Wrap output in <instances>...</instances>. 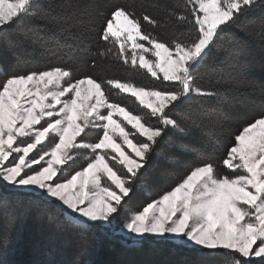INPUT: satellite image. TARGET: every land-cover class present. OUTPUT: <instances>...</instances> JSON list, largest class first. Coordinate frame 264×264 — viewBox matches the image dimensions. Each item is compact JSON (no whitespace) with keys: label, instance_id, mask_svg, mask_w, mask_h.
Returning a JSON list of instances; mask_svg holds the SVG:
<instances>
[{"label":"snow or ice","instance_id":"1","mask_svg":"<svg viewBox=\"0 0 264 264\" xmlns=\"http://www.w3.org/2000/svg\"><path fill=\"white\" fill-rule=\"evenodd\" d=\"M28 21L84 50L97 45L90 67H123L150 83L86 72V58L64 59L70 45L25 30ZM233 26L264 41V0H0V42L20 29L51 61L0 65V213L35 209L58 229L100 230L130 248L168 242L195 255L188 264H264V87L226 70L240 55L229 50ZM214 50L229 54L209 63ZM246 89L262 97L247 118L201 103H230ZM192 104L195 116L177 111ZM197 118L209 139L227 136L226 145L215 139L221 158L185 142L186 121ZM165 177L175 183L151 198ZM138 193L149 199L133 207ZM55 251L42 264H62ZM5 255L0 264H10Z\"/></svg>","mask_w":264,"mask_h":264},{"label":"trees","instance_id":"2","mask_svg":"<svg viewBox=\"0 0 264 264\" xmlns=\"http://www.w3.org/2000/svg\"><path fill=\"white\" fill-rule=\"evenodd\" d=\"M117 3H125L127 0H114ZM259 16V13H256ZM243 20V18H242ZM146 31H152L150 25H145ZM32 29L35 35L45 39L54 38L59 44L70 45L63 50L64 59L71 56L76 60L87 59L88 68L86 72L95 73L97 76H117L122 79H134L138 84H149L150 81L142 75L133 73L126 68H119L111 73H104L98 69L90 67L93 57L91 53L98 51V46L93 44L88 50H84L82 45H78L74 39L51 25L38 21H28L25 30ZM157 34L160 29L155 30ZM230 35L235 36V40L229 45V50L235 48L240 55L233 56L225 65L227 71L237 74L241 79L253 82L258 88L264 87V41L253 38L239 31L236 27L226 30ZM102 46V45H101ZM225 51H213L209 58V63L224 60L228 56ZM22 58L23 63L18 60ZM51 61L42 50L33 44L32 34L25 36L20 29L9 33L7 42H0V65L8 69L23 70L28 67L41 66ZM204 83V82H202ZM205 87L215 88L217 85L204 83ZM230 103L221 100L208 98L201 101L203 106L222 107L226 113L239 115L245 118L258 114L261 111V95L259 91L252 93L250 90H243L237 94L230 93ZM198 105L192 104L184 106L177 111L181 114H191V109H197ZM175 114V113H173ZM190 129L185 142L189 144L202 145L213 156L221 158L223 153L216 149L215 139H219L221 144L227 142V136L214 137L209 139L205 133L209 130L208 122L198 118L186 121ZM241 121L237 120L230 125L231 130L238 131ZM175 139L174 133H169ZM195 161L194 157H189ZM179 174L182 169L177 168ZM220 171H224L220 168ZM178 178V176H177ZM175 180L165 177L160 180L156 188L151 193V198H155L158 192L166 190ZM136 202L131 203L135 207L141 202H146L149 197L138 193ZM11 215L0 213V252H4L5 258L10 264H42L49 259L47 253L55 248L54 259L62 264H73L78 258L81 262L88 264H188L195 259V255L188 249L178 248L168 242L146 240L140 247H125L121 243V238L105 235L100 230L81 236L73 230H61L50 224L46 219L40 217L37 210L22 206L9 209Z\"/></svg>","mask_w":264,"mask_h":264},{"label":"rangeland","instance_id":"3","mask_svg":"<svg viewBox=\"0 0 264 264\" xmlns=\"http://www.w3.org/2000/svg\"><path fill=\"white\" fill-rule=\"evenodd\" d=\"M82 164V160L78 159L76 160L74 163L71 164L69 171L75 170L77 167H79ZM136 202V199L134 198V200L131 202L132 204H134ZM140 204V203H139ZM137 204V205H139ZM136 205V206H137ZM135 206V207H136ZM119 238V237H118Z\"/></svg>","mask_w":264,"mask_h":264}]
</instances>
